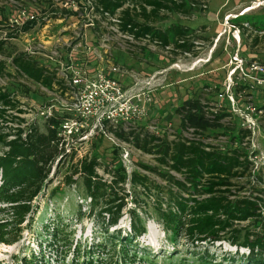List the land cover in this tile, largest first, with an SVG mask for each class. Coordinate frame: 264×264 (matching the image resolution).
Returning <instances> with one entry per match:
<instances>
[{
	"label": "trees",
	"instance_id": "obj_1",
	"mask_svg": "<svg viewBox=\"0 0 264 264\" xmlns=\"http://www.w3.org/2000/svg\"><path fill=\"white\" fill-rule=\"evenodd\" d=\"M16 1L33 14L39 12L42 22L44 17L58 20L78 15L67 10L55 12L51 0ZM83 1L80 0L81 7ZM93 1L112 16L118 15L122 32L135 39H149L151 44L172 51H193L194 32L190 28L174 24L163 30L151 23L161 20L163 13L189 15L204 0ZM127 5L129 7L125 8ZM16 11L7 9V34L0 41V146L6 149L0 155V244L8 246L21 239L26 219L34 214V201L48 183L57 161L77 157L76 152L66 153V143L59 137L58 130L71 114L49 105L54 107L51 115L44 114L43 129L37 123L29 124L23 118L28 110L23 108L16 91L9 88L11 82L14 89L24 87L15 82L24 80L64 99L72 95L57 70L26 52L16 54L4 48L5 42L22 39L38 24V21H30L12 28L10 14ZM237 23L240 26L239 21ZM249 29L257 34L264 33V20L249 22ZM25 92L30 91L25 88ZM261 109L264 110V106ZM176 114L180 124L172 132L166 128L158 132L151 131L149 126L125 124L108 128L120 141L153 156L157 166H141L145 173L135 170L129 176L121 165L102 166L97 156L82 159L77 164L74 174L80 176L86 195L90 197L89 216L110 241L93 245L89 249L90 258L82 262L78 252L73 264H94V256L103 252L118 254L123 264L136 263L138 239L147 233L139 214L144 208L137 200L138 195L153 201L159 222L167 233L184 232L192 244L228 240L232 246L249 251L244 264H264V232H256L257 229L264 231V200L257 196L264 195L261 188L264 171L255 169L250 157L246 139L251 131L239 122H226L233 117L228 106L213 108L201 97L182 102ZM222 136L229 140L225 145L208 142ZM99 170L110 179L101 176ZM128 181L132 186L129 192L124 187ZM66 182L69 186L75 184L72 176H68ZM129 199L135 207L129 210L130 232L122 236L120 223ZM245 223L249 225L244 227ZM111 229H115L112 235ZM57 231L53 229L52 238L57 236ZM67 245L68 249L72 247L70 243ZM25 263L29 264L27 260Z\"/></svg>",
	"mask_w": 264,
	"mask_h": 264
},
{
	"label": "rangeland",
	"instance_id": "obj_2",
	"mask_svg": "<svg viewBox=\"0 0 264 264\" xmlns=\"http://www.w3.org/2000/svg\"><path fill=\"white\" fill-rule=\"evenodd\" d=\"M261 2L264 0H204L189 15L163 13L161 20L151 23L163 30L174 24L190 28L194 32L191 53L163 49L153 44L133 48L114 39L111 54L120 67L117 78L126 94L136 96L134 104L144 114L143 117L140 115L141 119L136 122V126H149L158 132H163L165 128L170 132L177 130L180 118L176 109L190 98L201 97L213 108L228 106L233 117L226 122H239L251 131V136L246 139L250 157L255 169L264 171V110H259L264 106V75L253 69L257 65L264 66V33L257 34L249 29V22L259 23L264 20V3L248 13ZM20 4L0 0V41L7 34V9L15 11ZM226 20L231 21L228 23ZM243 27L246 29L243 30ZM82 31L86 30L80 18H67L22 39L8 40L4 48L16 54L27 50L38 51L40 54L36 57L49 62L45 57L48 54L57 50L58 55H66L76 45L74 54L83 56L88 42L95 41V38L88 31V40L80 42L78 34ZM237 32L241 36L240 42L236 40ZM105 48L101 52L110 55V50L106 51L108 47ZM54 64L52 62V66ZM82 66L92 69L100 64L90 57L88 64ZM101 67L106 71L110 65L105 63ZM15 82L24 86L14 89L11 85L13 82L9 84V88L15 90L22 101L23 108L29 112L23 118L29 124L37 123L41 129L44 114L53 111L49 109L51 105H55L57 111L66 112V102L70 105L73 102L64 100V103H60L62 98L53 92L43 91L38 85L24 80ZM25 88L30 92L26 93ZM253 107L259 111L255 112ZM96 125L95 121H90L89 130L93 136L82 142L71 143V146L78 147L76 158L64 157L54 165L48 183L34 201V214L23 225L19 242L12 246L0 244V264H26L25 260L29 264H73L78 252L82 262L90 258L89 249L93 245L109 243L107 235L89 216L90 197L86 195L80 176L74 174L77 164L82 159L97 156L102 166L121 165L130 176L135 170L145 173L141 168L143 165L155 167L157 163L153 156L122 141L114 144L107 138L100 140L99 137L104 135ZM208 142L225 145L229 140L222 136ZM5 151V147L0 146V155ZM99 173L105 179H110L104 171L99 170ZM68 176L75 180L72 186L66 182ZM153 178L160 181L155 176ZM124 187L127 192L132 190L129 181ZM261 188L264 189V186L261 185ZM257 196L264 200V195ZM137 200L144 208L139 214L147 233L138 239L135 264H209L212 259L215 260L212 264L245 263L249 251L232 246L228 240L214 244H192L184 232L178 235L167 233L159 222L153 201L140 195ZM134 207L129 199L120 223L122 236L130 232L129 210ZM248 225L243 224L244 227ZM54 228L58 231L57 236L52 238ZM114 230L111 229L109 233L114 234ZM256 232L264 231L257 229ZM68 243L72 244L70 249ZM109 254L103 252L99 256L95 255L94 264H123L118 254Z\"/></svg>",
	"mask_w": 264,
	"mask_h": 264
},
{
	"label": "built area",
	"instance_id": "obj_3",
	"mask_svg": "<svg viewBox=\"0 0 264 264\" xmlns=\"http://www.w3.org/2000/svg\"><path fill=\"white\" fill-rule=\"evenodd\" d=\"M8 1L17 5L20 3L16 0ZM51 3L52 9L57 13L59 10H67L77 12L78 15H68L64 19L58 20L44 17L42 22L39 21V17L41 16L39 12L36 11L37 14H33L28 7L21 3L16 8L15 14H12L9 22L11 27L14 28L21 27L30 21H38L36 27L31 32L25 34L23 38L32 32L41 31L45 26L73 17L80 18L86 30L78 34L80 42L88 40V31L93 33L95 41L88 42L83 56L74 54L76 45L73 48L71 47L72 49L70 48L71 50H69L71 52L69 53L68 51L66 55H58L57 50L52 52L53 55L51 53L48 54L45 57L49 62H43L40 58L36 57V55L40 54L38 51H25L45 65L50 66L52 70H57L60 77L65 80V86L72 90V95L68 99L59 96V98H62L59 101L60 103L64 100L73 101L71 105L66 102V110L71 114V118L64 121L58 129L59 137L66 143L65 151L67 154L76 152L78 155V147L75 145L71 146V143L82 142L83 139L86 140L93 136L89 130L91 120L97 123L96 126L101 130V134L115 144L120 140L108 128H116L120 124H125V126L136 125V122L141 119L140 115L143 117L144 114L134 104L136 96L126 94L127 92L120 79L117 78L120 67L113 64L114 58L111 54L112 42L116 39L118 43H127L129 46L135 48L136 46L151 44L150 40L144 39L140 41L135 39L134 36L122 32L119 16H112L102 7H98L93 0H84L83 7L80 5V0H51ZM127 7L129 5L125 8ZM130 7L132 8L133 6ZM122 10H119V12ZM230 21L226 20L228 23ZM105 47H108L106 51L110 50V55H105L101 52L106 49ZM90 57L95 59L96 63L100 64V66L92 69L82 66L88 64ZM52 62L55 63L54 66H52ZM105 63L110 65L106 71L105 68L101 67ZM253 69L264 75V66L257 65ZM54 106L49 109H52ZM253 110L257 111L255 107H253ZM149 128L151 131H156V128Z\"/></svg>",
	"mask_w": 264,
	"mask_h": 264
},
{
	"label": "bare ground",
	"instance_id": "obj_4",
	"mask_svg": "<svg viewBox=\"0 0 264 264\" xmlns=\"http://www.w3.org/2000/svg\"><path fill=\"white\" fill-rule=\"evenodd\" d=\"M263 3H264V2H263ZM263 3L261 2L259 5L256 4V6H254L253 8H251V9L248 11V13H249V12H252V11H254V10H256V9H258V8L261 7V6H263ZM230 19H231V18H230ZM228 21H229V20H228ZM237 33H238V32H237ZM237 33H236V34H237ZM238 35H239V33H238L237 36H236V40L240 42V41H241V36L239 35V36H240V39H239V36H238Z\"/></svg>",
	"mask_w": 264,
	"mask_h": 264
}]
</instances>
